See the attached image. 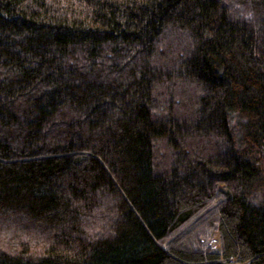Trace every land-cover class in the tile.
I'll return each instance as SVG.
<instances>
[{
  "label": "trees",
  "instance_id": "1",
  "mask_svg": "<svg viewBox=\"0 0 264 264\" xmlns=\"http://www.w3.org/2000/svg\"><path fill=\"white\" fill-rule=\"evenodd\" d=\"M0 264H264V0H0Z\"/></svg>",
  "mask_w": 264,
  "mask_h": 264
}]
</instances>
